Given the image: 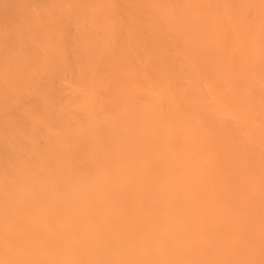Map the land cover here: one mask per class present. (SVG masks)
I'll return each mask as SVG.
<instances>
[{
    "label": "bare ground",
    "instance_id": "obj_1",
    "mask_svg": "<svg viewBox=\"0 0 264 264\" xmlns=\"http://www.w3.org/2000/svg\"><path fill=\"white\" fill-rule=\"evenodd\" d=\"M0 264H264V0H0Z\"/></svg>",
    "mask_w": 264,
    "mask_h": 264
}]
</instances>
